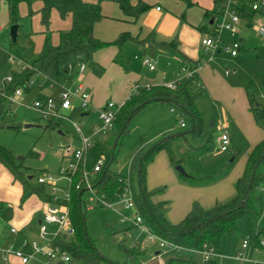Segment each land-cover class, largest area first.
Returning <instances> with one entry per match:
<instances>
[{
    "label": "trees",
    "instance_id": "16d2710c",
    "mask_svg": "<svg viewBox=\"0 0 264 264\" xmlns=\"http://www.w3.org/2000/svg\"><path fill=\"white\" fill-rule=\"evenodd\" d=\"M4 1L7 8V15L10 23H16L21 17L18 12L20 2H25L28 6V15L33 14L32 3L37 0H0ZM42 2L38 12L40 20L46 27L49 25L50 13L56 9L59 16L64 18L71 15L72 23L68 30L59 33V41L56 45L45 40L41 51L32 53L27 45L19 41L10 42L8 46L12 59L16 58L24 63V67L18 71H13L11 80L5 85V91L10 92L18 86H24L28 91L32 85H25L30 79L37 75L43 76L42 86L56 81L61 76H67L68 64L77 61H84L93 68V54L96 50L112 43L120 47L125 41L132 40L128 33H120L112 42H105L93 36V25L100 20V1L87 2L85 0H39ZM187 5L194 4L191 0H184ZM119 8L127 17L136 19L142 12L149 8V4L143 0H115ZM216 11V9L214 10ZM209 11H205L208 13ZM247 15L241 9L240 14ZM159 47L178 53L176 41L158 42ZM192 77H181L174 82V86L150 85L146 87L137 83L136 88L118 109L113 123L110 136L100 142L93 140L91 146L96 144L100 148L111 152V161L114 160L113 151L118 139L128 132L130 119L141 108L149 104H169L181 116L188 117L189 128L185 133H189L192 138L200 136L207 137L204 145L198 147V152L209 150L210 136L203 131L202 116L195 104L199 95V90L192 89ZM250 109L254 121L257 125L264 127V103H260L253 95L248 96ZM6 100L0 95V128L4 126L3 116L6 114ZM56 122L47 121L46 128H54ZM17 128V126H12ZM181 133V135L185 134ZM172 137H164L160 141L152 144L145 143L140 139L138 147L134 150L129 162L128 174L122 175L109 169V166L97 174V179L93 183V190L97 201L103 203H116L122 188L129 184L133 190V199L137 212L142 218L143 225L152 234L177 245L181 249L201 251L205 246L218 250L224 236L232 237L237 230L238 221L245 217L250 222L252 232L249 235V242L258 248H262L260 240L264 239V221L261 218L255 197L264 186V139L257 142L249 152L241 175L234 182V193L222 201H217L209 207L202 206L198 201L191 204L189 211L177 222L168 219V200H158L156 196L162 192L161 187H146L147 167L153 160L155 154L160 150H165L169 161L173 165H178L181 161L173 155L170 147ZM94 143V144H93ZM107 144H111L108 148ZM90 146V147H91ZM0 162L9 169L16 180L20 181L28 193H36L42 197L45 192V184L37 183L36 186L29 184L28 176L25 175L23 166L16 162L10 150L0 145ZM187 180L193 177L186 176ZM203 179L206 182L212 180ZM135 181V183H134ZM136 185V186H135ZM85 190H70L68 201L69 217L72 232L62 233L51 240V246H58L67 251L74 261H86L91 264L110 261L95 246L94 240L87 233L85 228L84 210L86 202L83 199ZM12 208L5 207L0 211V221H7L12 217ZM138 227L135 225L124 226L118 233L121 237L117 239V246L124 255L122 264H141V259L145 256V247L135 242L131 233ZM162 250H174L171 247H164ZM60 264V262H58ZM166 264H191L190 260L180 258H170ZM204 264H217L214 259Z\"/></svg>",
    "mask_w": 264,
    "mask_h": 264
},
{
    "label": "rangeland",
    "instance_id": "374dc122",
    "mask_svg": "<svg viewBox=\"0 0 264 264\" xmlns=\"http://www.w3.org/2000/svg\"><path fill=\"white\" fill-rule=\"evenodd\" d=\"M169 1H173L174 3L178 2V0H162L160 3L163 11L170 10L167 7L170 6ZM179 1H183L186 5L184 0ZM245 1L248 5L250 4V0ZM192 9L196 12L198 11L196 6H193ZM27 10L28 7L24 2L19 4L18 12L21 17L17 22V24H19V31H38L41 26L40 18L38 16H27ZM170 12L172 13V11ZM58 19L60 18L57 16V21ZM217 19L220 20V17H217ZM56 23L57 22L54 19L52 21V26H50V28L53 29V32H51L50 35L51 41L53 40V37L56 36V29L54 28ZM9 27L10 23L6 5L3 2H0V81L5 80L8 76H11L13 71H20L24 66V63L21 60L16 58L11 59L8 56L7 46L9 42ZM221 35L223 37V43L229 45L231 43V37L228 35L226 30H222ZM240 35L245 38L242 42L239 55L234 58L227 57L234 60L232 61L233 64L229 59H227L225 62H222V65L220 68H217V71L229 85L241 84L249 94H253L260 103H264V98H261V95H264V37L257 35L253 29H245L243 26L240 28ZM36 37L40 38L39 36ZM37 42L38 41L35 43L37 44ZM36 47L38 46L36 45ZM201 58H204L202 62H205L204 53L201 55ZM212 63L213 62L210 61V64ZM214 67L216 66L214 65ZM86 70H90V67L86 66ZM225 70L229 73L226 74ZM32 79L34 80L32 87L28 91L23 90V93L17 99L18 102L11 106V113H6L3 116L4 126L0 128V145L10 150L16 162H20L24 167L23 170L25 171V175L32 176V178L28 179L29 184L36 186V177L40 173L46 171L55 172L57 170L61 161V154L57 151V146L60 140L64 143L66 141L56 132V130L46 128V121L40 117L38 112L29 107L32 101L36 98L44 99L47 96H55L58 91L57 86L53 88L42 86V75H37ZM192 89L198 90L195 81L192 83ZM200 92L204 94L206 90L201 89ZM205 95L206 94L198 98L196 106L204 121V133L209 131L212 136L210 143L211 149L207 153L202 154L193 150L195 146L198 147L203 143V138H192L189 133H185L189 128L188 117H183L187 122V125L182 127L178 122L176 114L170 111L169 104H157L153 106L147 105L135 113L129 121L127 134L118 139L113 151L114 160L111 161L112 156L109 150L102 149L97 145H92L84 159L85 168L87 170L90 169L99 157H103V168L109 166V169L122 175H127L131 155L136 149L140 139H144L146 142L154 144L164 137H172L170 147L175 158L181 161L179 164L181 165L183 172L176 169V165H173L169 161L165 150L158 151L153 157L154 160L159 153H162L165 161L161 162L157 159L153 162L152 160L153 164L150 170L153 181H171V179H176L173 183L163 182L155 185V187L162 188V192L160 194H163L164 192L168 194L167 196L170 200H166L169 201V205L171 203L176 205L179 200V203H181V198H184L191 193L189 190L181 189V184L190 186V184H188L185 180L187 179L186 176L204 179L212 176V183L210 184H220V187L225 188L226 186L224 183H226L227 186L231 185L234 188V183L231 182L232 180L226 178L231 172H233L234 165L237 163L238 159L243 155L245 156V148L248 143L245 139L241 138L240 130H236L231 127V130L230 128L227 130L229 136L231 135V142L228 144L226 151L220 149L221 142L218 138L220 137L221 122L223 123V119L221 118L223 113L220 105L223 103L225 95L221 97L223 100H221L220 103L219 101L211 102L210 98ZM66 114L72 121L77 123L83 133L89 134L90 131L88 124L94 120V113L83 117V123L81 122L80 116L71 112ZM213 119L214 125L210 127L209 123L211 121L213 122ZM24 124L31 125L25 127ZM12 126H17V128H12ZM254 127L257 131L259 130L261 133H264V127L256 124ZM61 128L66 131L69 137L72 138V143L74 144V146H72L79 147L80 144L76 138L78 133L72 126L71 122L63 120ZM181 133L185 134L181 135ZM96 137L98 140H103L104 134H98ZM237 143L241 148L240 152L234 160L230 162V158L233 154L232 146ZM107 146L110 147L109 145ZM96 179L97 176H94L92 179L93 182H95ZM44 186L45 192L43 196L39 197L36 193H34L37 197L34 199L40 198L42 203L51 204L53 198L56 197V203L58 205L60 204L62 207L68 208L69 204L66 198L65 180L60 179L56 182L55 191H52V187L50 185ZM146 187L149 188V182L147 179ZM28 195V190L25 188L23 201ZM83 199L90 207L89 209L84 210V223L87 233L92 237L95 246L103 255L114 263L116 262L122 264L125 258L118 249V233H116V231H118V229L122 226L130 224L128 220L120 218L121 215L118 211L125 214L132 211L124 210L118 203H115L111 207H107L101 201H97L96 196L90 191L84 192ZM255 200L257 207L261 212L262 221H264V192L260 190L258 195H256ZM213 202L212 205L214 204ZM1 222L2 221H0V223ZM140 232H142L141 229ZM251 232L252 228L248 219L245 217L241 218L237 223V230L235 234L230 238L228 236H224L222 238L220 247L216 251V255L213 258L216 263L247 264L246 262L236 260L234 255L240 249V245L244 237L246 235H251ZM138 239L145 245V256L141 260L143 263L147 264L146 260H149V256L152 255L154 257V251L158 250L157 240H148V234L145 231L140 233ZM31 240H35L41 244L42 241L38 237L37 230L35 238ZM139 240L137 242H139ZM0 246L5 247L7 245L0 244ZM24 246V248H19V250L23 253L29 252L30 246ZM170 251L171 250H163V253L166 254ZM245 253L247 255L246 251ZM176 255L187 259L192 257L191 264L205 263L200 252H182V254L178 255V253H176ZM259 256L264 258V251H262ZM35 258L36 261L32 260L29 264H35V262L37 264H58L57 260L48 261L46 257L41 256L40 254L36 255ZM8 260V262H5L0 258V264H22L20 259L15 257L13 254L9 256ZM154 263H156V260L150 264ZM73 264L91 263L78 260L74 261ZM100 264L109 263L102 262Z\"/></svg>",
    "mask_w": 264,
    "mask_h": 264
},
{
    "label": "crops",
    "instance_id": "0c3cea01",
    "mask_svg": "<svg viewBox=\"0 0 264 264\" xmlns=\"http://www.w3.org/2000/svg\"><path fill=\"white\" fill-rule=\"evenodd\" d=\"M85 1L95 2L97 0ZM143 1L150 6L136 19L124 15L115 0L100 1L101 13L103 17L94 23L92 29L93 36L101 41L112 42L120 33H128L132 37V40L125 41L120 47L110 43L96 50L92 58L95 67L93 68L89 64L85 63L86 66L90 67V70H86L85 67V69L78 75L77 69H73V71L71 72L73 77L78 76L81 84L83 85V88L90 94L91 108L84 113L78 112L76 110H65L63 112L65 114L71 112L76 114L77 116H80L82 123L84 122L83 117L94 113V120L90 124H88L90 134L92 131V126L98 125L99 123L98 110L105 102L113 101L117 105L122 104L129 97L130 93L133 91L137 83L149 86L161 84L168 85L170 83H174L176 80L182 77L180 66L183 63L187 65L196 64L197 66L194 74V81L197 89L199 90V95L196 98L195 104L198 98L204 96V94H206L205 96L210 98L211 102L219 101V103L221 100H223V98L221 97L225 95L223 103H221L220 105L223 113L221 115L223 123L221 122L222 125L220 135L222 132L227 133V130H229V128L231 130V127H233L236 130H240L241 138L245 139L248 143L245 148V156L243 155L238 159L237 163H235L234 165L233 172H231L230 175L226 178L231 179V182L234 183L235 180L241 175L247 156L253 146L261 139H264V133H261L259 130L257 131V129H255L254 127L256 123L250 109V103L248 99L249 93L242 87L241 84L229 85L217 71V68H220L222 62H225L227 59L234 58L239 55L242 42L244 41L245 37L240 35L239 32L237 37H240L241 45L239 53L234 57L230 56L228 53L223 52L222 50L217 51L214 54H210L203 47L201 40L214 28L215 19L217 18L219 8L223 4L224 0H191L194 3L191 5H185L183 1L179 0L175 3L173 1H169L170 6L167 7L170 10L167 11H163L162 9L160 3L162 0ZM241 1L244 4H247L245 0ZM1 2L4 3V1ZM132 2L134 3L136 2V0H132ZM41 5L42 2L39 0L33 2L31 7L34 12L33 14L28 15L27 10V16H38L40 18V13L38 12V10ZM193 6H196L198 8L197 12L192 9ZM215 9L216 11H214ZM206 10L209 12L205 13ZM244 10L247 12V15H245L244 13L242 14V17L244 19L242 24L243 28L252 30L251 24L255 21L264 23V13H252L246 8ZM170 11H172V13ZM57 16L60 18L58 19V21ZM54 19L57 22L54 27L56 29V36L53 37V40L51 41L50 35L51 32H53V29L50 28V26H52V21ZM71 23L72 19L70 14H67L64 18H61L57 10L52 9L50 13L49 25L46 27L41 23L40 20L41 26L38 31L34 32L31 30L20 32L19 24H17L18 27L16 40L21 44L27 45L32 53L37 54L41 51L46 39H48L51 44L56 45L59 41V33L63 30H68L71 26ZM11 24L12 23H10V25ZM221 33L222 31L219 33L221 39L220 45L223 46L226 44L223 43V37ZM36 36H39L40 38ZM172 39L176 41L178 53H173L156 45L158 42L170 41ZM232 40L233 37H231V42ZM11 41L12 40L9 36L8 46ZM36 41H38L37 44L35 43ZM36 45L38 47H36ZM203 53L205 56V62H202L204 58H201V55H203ZM8 54H11L9 50ZM144 58H148L149 63L153 64L152 69H150L147 64L143 63ZM229 60L230 62L234 61L233 59ZM210 61L213 62V65L210 64ZM214 65L216 67H214ZM225 72L226 74L229 73L227 70H225ZM66 80V76H61L57 79V82L66 85ZM56 86L59 90V86ZM201 89H205L206 92L204 94L201 93ZM57 93L55 94V96L57 95ZM261 98H264V95H261ZM153 105L157 104H149L148 106ZM171 108L172 107H170V111L173 112ZM62 121L63 120L57 121L55 127L52 129L56 130V132L64 138L66 143L74 146V144L72 143V138L69 137L66 131L61 128ZM186 125L187 122L185 121V126ZM213 125L214 119L213 122L211 121L209 123L210 127ZM110 134L111 130L104 134L103 140H98L97 137H95L93 140L102 142L106 140L110 136ZM208 134L210 136V150L212 136L209 131ZM227 135L229 137L230 144L231 135L229 136L228 133ZM200 137L203 138V143L198 147H202L207 140V137ZM76 138L79 144H81L79 135H77ZM218 139H220V137ZM145 143L150 142L145 141ZM107 145L111 147V144ZM97 146L100 147L99 145ZM198 147L195 146V148H191H193L194 151H197ZM240 149L241 148L238 146V143L232 146L233 154L230 158V162L234 160V158L240 152ZM209 150L199 153H207ZM157 159H159L161 162L165 161L162 153H159L154 160ZM153 162L151 161L147 167L146 179L149 182V188L155 187V185L158 183H173L174 180H176L171 179V181H153L150 171ZM56 172L57 170L50 173ZM27 176L28 179L32 178L31 175ZM185 180L186 182H188V184H190V186L181 184V189L189 190L191 191V193L184 198H181V203H179V200L177 203L175 202L176 205H174L173 203L169 205L167 216L171 222H177L182 219L189 211L191 204L194 201H198L204 207H209L208 205H212L213 201V203H215L219 200H223L224 198L229 197L234 193L233 186H227L226 183H224L226 187L223 188L220 187V184H210L212 183V181L206 182L203 179L196 180V177H193V179ZM24 194L25 189L22 183L16 180L9 169L0 162V211L5 207H11L13 212L10 219H8L7 221H2L0 223V244L12 245L14 249L24 248V240L26 242H29V240L35 238L36 230L38 231L39 224L37 222L36 215L37 213H42L43 208L48 205L46 203H42L40 198L34 199L36 197L34 193H30L23 201ZM167 195L168 194L164 192L163 194L157 195L156 199L170 200ZM56 202L57 198L55 200L53 199L51 204L56 205L60 208H65L60 204L58 205ZM123 227L124 226H122L121 228ZM12 228H15L16 232H12ZM142 232H140V229L137 228L131 233L135 242L139 240L138 236ZM116 233H118V231H116ZM119 237H121V233H118L117 239ZM245 238H249V236L246 235L244 239ZM137 243H139L142 247L145 246L144 243L140 240ZM157 244L158 250L154 251V257L152 255L149 256V260H146L147 264H150L154 260H156V263L154 264H166L167 260L170 258L181 259L180 256L176 255V253H178L179 255L182 254V252H200L178 248L171 250L169 253L165 254L163 253L162 248L159 246L158 241ZM27 245H29V243ZM242 249L243 248L240 245V249L238 251H241ZM244 251L247 252V256L251 259H256L258 261L264 260V258L259 256L260 253L264 251V248H258L249 242V245L244 249ZM182 259L192 261V257H190L189 259ZM246 263L249 264L248 262ZM141 264L145 263H143V261L141 260Z\"/></svg>",
    "mask_w": 264,
    "mask_h": 264
},
{
    "label": "built area",
    "instance_id": "2783aa9c",
    "mask_svg": "<svg viewBox=\"0 0 264 264\" xmlns=\"http://www.w3.org/2000/svg\"><path fill=\"white\" fill-rule=\"evenodd\" d=\"M246 8L252 13H264V0H250V4H244L241 0H224L223 4L220 6L217 17L220 20L215 19L214 28L209 34L204 36L201 43L205 50L210 54H214L217 51L222 50L228 53L230 56L234 57L239 53L241 39L237 37L240 28L243 24V17L240 14L241 9ZM252 29L260 37H264V23L254 22L251 24ZM226 30L231 37H233L232 42L229 45H220V32ZM12 59V54L9 55ZM143 63L147 64L150 69L153 68V64L149 63L148 58L143 59ZM196 64H185L180 66V71L182 77H192L196 71ZM24 67V66H23ZM86 64L84 61H77L74 64H68V72L66 76V85L60 84L56 81L49 83L48 87L52 88L56 85L59 86V90L56 96H47L44 99L36 98L30 104V108L38 112L40 117L47 121L57 122L59 120H68L71 122L72 126L75 128L76 132L80 137V146L73 147L68 143H64L61 140L58 143L57 151L61 154L60 165L56 173L42 172L36 177L37 183H42L45 185H50L52 191L56 189V182L60 179L66 181V198L70 199V190L72 187L75 189L90 191L94 193L93 190V177L97 176L103 170V157H99L90 169H86L84 166L85 156L91 146L92 140L98 134L107 133L113 126L116 113L120 108L113 101L105 102L98 110V125L92 126V131L89 135H85L81 128L77 125L75 121H72L68 115L63 111L65 110H76L78 112L84 113L91 108L90 94L83 88L79 77H73L71 72L74 68L77 69L78 75L85 69ZM12 76H8L5 80L0 81V95L6 100V113H11V106L16 104L18 97L21 96L24 90V86H18L10 92L5 91V85L11 80ZM34 80L30 79L25 85H33ZM148 87L149 85H145ZM167 86H174V83H170ZM136 88V85H135ZM133 89V91L135 90ZM171 110L178 117L179 124L184 127L185 121L183 116H181L174 108ZM220 149L226 150L229 144V137L226 132H222L220 135ZM261 191L264 192V186L261 187ZM54 200L56 197L53 198ZM103 203V202H102ZM122 206L124 210L132 211L130 213H123L118 211L121 215V219L128 220L130 225H135L142 231L148 234V240H157L161 248L171 247L178 249L179 247L172 244L166 240H163L152 234L143 225L142 218L136 210L133 190L129 184H126L119 193L118 201L116 202ZM107 207L113 206L115 203H103ZM86 209L90 207L86 203ZM12 232H16L15 228L11 229ZM72 232L71 222L69 217V208H60L53 204L46 205L42 210V218L38 224V237L41 239V244L37 241L32 240L29 242L23 241L24 245L29 243L30 251L23 253L19 249H14L12 245H7L5 247L0 246V258L8 262L9 256L14 255L20 259L22 264H29L32 260L36 261L35 256L40 254L46 257L48 261L57 260L60 264H73L71 256L67 251L60 249L58 246H51V240L57 235L62 233ZM249 245V238H245L242 241L241 251H238L234 258L239 261H246L249 264H264V261H258L256 259L249 258L244 249ZM260 245L264 248V239L260 240ZM205 263L212 260L216 251L212 247L205 246L201 251ZM35 264H37L35 262Z\"/></svg>",
    "mask_w": 264,
    "mask_h": 264
},
{
    "label": "water",
    "instance_id": "95a60500",
    "mask_svg": "<svg viewBox=\"0 0 264 264\" xmlns=\"http://www.w3.org/2000/svg\"><path fill=\"white\" fill-rule=\"evenodd\" d=\"M17 23H12L9 27V36L12 40V42L16 41V35H17ZM31 124H24L25 127L30 126ZM176 169H178L180 172H183V169L180 164L176 165ZM37 222L40 223V220L42 218V213H37L36 215Z\"/></svg>",
    "mask_w": 264,
    "mask_h": 264
}]
</instances>
